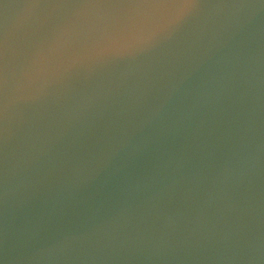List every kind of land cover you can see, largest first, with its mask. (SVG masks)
<instances>
[{
    "label": "water",
    "instance_id": "obj_1",
    "mask_svg": "<svg viewBox=\"0 0 264 264\" xmlns=\"http://www.w3.org/2000/svg\"><path fill=\"white\" fill-rule=\"evenodd\" d=\"M0 264H264V0H0Z\"/></svg>",
    "mask_w": 264,
    "mask_h": 264
},
{
    "label": "snow or ice",
    "instance_id": "obj_2",
    "mask_svg": "<svg viewBox=\"0 0 264 264\" xmlns=\"http://www.w3.org/2000/svg\"><path fill=\"white\" fill-rule=\"evenodd\" d=\"M77 3H97L107 7H130L141 3L142 0H74ZM178 4L190 5L195 0H175ZM5 87H6V65L4 62L3 55V29L0 28V111L4 107L5 98Z\"/></svg>",
    "mask_w": 264,
    "mask_h": 264
}]
</instances>
